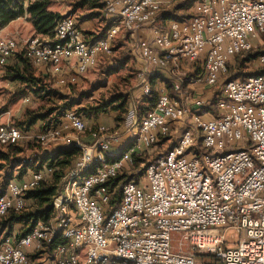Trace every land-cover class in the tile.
I'll list each match as a JSON object with an SVG mask.
<instances>
[{"label": "built area", "instance_id": "1", "mask_svg": "<svg viewBox=\"0 0 264 264\" xmlns=\"http://www.w3.org/2000/svg\"><path fill=\"white\" fill-rule=\"evenodd\" d=\"M36 1L24 0L25 12ZM104 2L110 23L104 39L89 41L74 15L59 21L51 35L20 38L0 30V66L24 52L57 87L69 88L113 54L122 32L149 28L152 40L140 44V57L154 70L177 73L173 94L161 85L152 110L142 116L136 108L127 112L123 127L130 140L114 158L118 134L88 125L74 110L36 135L0 124V146L61 141L81 150L53 199L51 218L20 239L0 237V264H264V75L222 79L233 57L263 46L264 0H201L190 19L164 26L158 23L161 0ZM256 64L264 66V54ZM184 66L202 70L189 82L194 88L219 86L214 110L209 98L184 92ZM147 75L139 74L145 97L152 92ZM183 122L170 149L147 164V184L141 178L123 185L119 204L110 210L116 190L107 183ZM86 132L90 146L69 139ZM53 173L43 165L29 179L9 181L0 191V219L27 210V194Z\"/></svg>", "mask_w": 264, "mask_h": 264}, {"label": "trees", "instance_id": "2", "mask_svg": "<svg viewBox=\"0 0 264 264\" xmlns=\"http://www.w3.org/2000/svg\"><path fill=\"white\" fill-rule=\"evenodd\" d=\"M161 1L163 2V6L158 17V23L164 26L170 21H186L190 19L192 16L191 9L201 0ZM164 1H168V3L165 4ZM50 2H52V0H39L33 2L26 11L29 15V21L33 24L38 35H51L56 24L65 18V16L49 10ZM70 5L73 7L74 12L87 8L88 14L81 19L77 18L78 21L83 22L94 19L101 20L102 22L107 21L104 16V0H71ZM24 14L23 2L17 3L15 0H0V30L7 27L11 22L22 18ZM107 25L108 27L105 26L97 35L85 31L84 33L88 37L94 36L93 39L95 40L104 39L110 24ZM263 54L264 44L263 46H257L251 51L241 52L233 57L227 66V72L223 75V82L243 81L249 77L264 75V66L258 65V68L253 71H250L248 68L250 63H256L257 59ZM127 59L128 58H115L108 63L102 70L104 82L99 80L98 84L93 87L92 92L100 90L101 88H108V79L119 75L130 62V60ZM102 60L99 66L91 72L97 71L100 68ZM4 68L6 69L5 78L16 86L15 93L17 98L29 96L32 101L39 100V102H41V106L38 110H26L23 119L14 124L26 134H33L32 130L39 122H41V126H39L38 133L57 127L64 114L74 108H76L75 112L84 119L85 122L86 119L90 120L111 111L116 112L117 117L115 118V124L116 128L119 129L122 128L126 114L131 109V93L129 88L131 87V81L133 79L132 73V76L123 79L125 82V89L127 90L123 92L119 90L117 84H113L111 88H109L110 90H108L109 93H111L109 97H106V94H101L99 99H94V102L81 107L82 101L91 98L92 93H81L79 101L69 96L62 95L59 90L54 87L55 83L50 75L42 69L35 67L24 52H20L10 59ZM201 71L202 70L195 68L181 78L183 90L186 89L189 82L200 76ZM161 77V75H151L148 78L152 92L145 97L142 105L137 109L141 116L153 109L157 100L158 87L163 85L162 83H158ZM162 81L164 82V86L173 94L170 82L165 79ZM77 85H73L72 89ZM218 93L219 92H213L208 95V98L212 101V110L215 109ZM29 144L32 143L30 142ZM3 147H7L8 149H6L7 151L0 149V172H4V176L7 180L5 186L13 179L22 178L28 169L39 171L42 169L43 165H47L54 169V173L49 181L44 183L39 189L27 194V199L33 202L29 209L21 213L10 212L0 219V237H15L16 239H20L30 233L38 222L47 221L51 218L53 214V199L63 178L66 176L67 172L75 166L81 154V150L76 146H59L51 152L42 151L36 154L34 158L25 159L19 156L24 151L22 148L14 146ZM153 160L149 152L142 156H134V167L131 170L123 171L116 178L107 183L111 190H116L110 203V210L119 204L122 186L130 182L138 184L144 175L147 164ZM15 171L16 174H14ZM16 225L21 226V228L17 233L13 234L14 226ZM45 252L50 256L53 252V247L47 248ZM35 258L36 256H31V259Z\"/></svg>", "mask_w": 264, "mask_h": 264}, {"label": "rangeland", "instance_id": "3", "mask_svg": "<svg viewBox=\"0 0 264 264\" xmlns=\"http://www.w3.org/2000/svg\"><path fill=\"white\" fill-rule=\"evenodd\" d=\"M15 1L17 3L23 2V8H24V10L26 9L24 7L25 6L24 0H15ZM70 2H71V0H54V1L49 3V8L56 10L57 12L59 11V14H61L62 16L74 14V15H76L77 18H80V19L85 17L88 14L87 8L74 12L73 7L70 5ZM30 5L31 4H29L28 6H30ZM22 18H25L26 20L20 21L18 23V28L15 27V28L9 29V32L12 34H9V33L8 34L9 35H17L18 37L20 36V38H28V37L33 36V35H38L34 29L33 24L29 21V15L26 14V12ZM105 26L108 27V25L104 21L102 22L101 20H92V21H90L84 25V29L88 33L97 35L100 33V31ZM146 29H149V28H146ZM4 34H6V33H4ZM117 38L113 41V47H114L113 54L110 57L104 58L102 60L100 68L97 71L90 72L86 76L81 77L79 80V84L76 87H74V89H72V86L69 88H61V87H57L56 85H54V87L57 88L62 95L69 96V97L74 98L78 101L80 99L79 97H80L81 93H84V92L92 93L91 98L85 99L82 101L81 107H84L88 103L94 102L93 101L94 99H99L101 94H106V97H109L111 93H109L108 90H110L109 88H111V86L113 84H117V86L119 87V90H122L123 92L125 90H127V89H125L126 87H125V82L123 79L132 76L131 75V73H132L133 79L131 81V87L129 88V90H130V93L132 95H133V93L137 92V94H140V95H138L140 97L141 93H140L139 89H141V87L139 84V82H140V78L138 76L139 71H137L138 70L137 69L138 68L137 57L139 55V46H140L139 39H141V38H139V36L131 37V35H128L124 39H120V40ZM115 58H122V59L128 58L127 60H130V62L124 67V69L119 73V75H116V76L108 79V88H101L100 90L92 92L93 87L96 84H98L99 80H101V82H104V76L102 74V70H103V68H105L107 66L108 63L113 61ZM248 68L250 69V71L251 70L253 71V70H256L258 68V65L256 63H250L248 65ZM5 72H6V69L4 68V66H0V124H6V123L15 124L17 121L23 119V116H24L26 110H28V109L38 110L41 106V102H39V100H36V101L31 100V103L25 104L23 102V100L29 96H23L21 98H17L16 93H15L16 92L15 91L16 86L5 78ZM189 72H191L189 66L185 67V69L182 71V74H180L179 76H181V78H182L185 75H187ZM216 91H219L218 85L215 86L214 88H212L211 90H209V89L208 90L198 89V90H196V95L206 99V98H208V95H210ZM73 110L76 111V108H74ZM111 112H108L106 114H110ZM106 114H102V115H106ZM86 123L88 125H90L89 119L88 120L86 119ZM184 125H187V122H183L181 125H179L178 129L175 130L174 134L172 135V137L170 139L161 142L159 145L155 146V148L152 149V151L149 153L151 155L152 159H155L157 156H159V154L160 155L164 154L168 149H170V147L173 145V141H175L176 135L177 134L179 135V133L181 132V129L183 128ZM39 126H41V122H39L36 125V128H38V130H37V132H33V135L38 134ZM72 137L79 138L81 140V142L83 144H85L86 146L91 145V139H90V133L89 132H86L83 135L70 134L69 139H72ZM72 140H74V139H72ZM30 142L32 144H29ZM55 144H56V146L58 144L65 145V143L64 142L62 143L61 141H58V142L54 141V142H51L50 144L45 145V146H42L41 144H39L36 141H29V142L24 141L23 143H21L17 146H14V147H19V148H22L24 150L23 153L19 155L20 158L23 157L25 159H30V158H34V156L36 154L41 153L43 151V148H46L48 146H53ZM0 149L5 151L7 149V147L0 146ZM51 149H53V148H51ZM16 171L14 174H16ZM14 177H15V175H14ZM142 178H143V182L145 184H147L146 176L143 175ZM6 181L7 180L4 176V172L3 171L0 172V189L1 190H3L2 188L5 187ZM31 205L32 204H30L27 209H29L31 207ZM20 228H21V226H19V225L14 226L13 234L17 233ZM228 235H229L230 239H233V241H236V237H235V234L233 232H229Z\"/></svg>", "mask_w": 264, "mask_h": 264}, {"label": "crops", "instance_id": "4", "mask_svg": "<svg viewBox=\"0 0 264 264\" xmlns=\"http://www.w3.org/2000/svg\"><path fill=\"white\" fill-rule=\"evenodd\" d=\"M164 3L165 4H167L168 3V1H164ZM49 10L50 11H54V12H56V13H59V11L57 12L56 10H53V9H51V8H49ZM27 14V13H26ZM27 16V15H26ZM24 20H26L25 18H19V19H17V20H15V21H13V22H11L7 27H5L4 29H2L1 30V33H6V34H12V33H10L9 32V29H11V28H15V27H17L18 28V23L20 22V21H24ZM94 20H96V19H94ZM107 20V19H106ZM90 21H92V20H87V21H78V23H79V25H80V27L85 31V32H87L85 29H84V25L86 24V23H88V22H90ZM106 23L107 24H110L109 23V21L107 20L106 21ZM148 34V35H147ZM128 35H131V37H136V36H139V38H141V39H139V44H141V43H144V42H151V40H152V38H151V33H150V31H149V29H146V28H142V29H140V30H138L136 33H133V34H126V33H121L119 36H118V38L117 39H124L125 37H127ZM88 37V36H87ZM94 38V36L93 37H88V40L89 41H95V39H93ZM129 38V37H128ZM127 39V38H126ZM137 61H138V70L137 71H139V74H147L148 73V75H147V78H149L151 75H161L162 77L158 80V83H162L163 85H164V82L162 81V80H167V81H169L170 82V84H171V86H172V83L174 82L173 81V78H174V75L175 74H177L176 72H169V74L168 73H163V72H160V71H158V70H154L153 68H151L141 57H140V54L138 55V57H137ZM191 71V70H190ZM139 74H138V76H139ZM86 76V75H85ZM172 77V78H171ZM162 79V80H161ZM139 84H140V82H139ZM138 84V85H139ZM141 87V86H140ZM198 89H200L201 90V88H194V86L192 85V84H187V87H186V89L184 90V92H186V93H195L196 94V90H198ZM140 90V93H141V96L139 97L138 95H140V94H137V92L136 93H133V95L131 94V108H136V109H138V107L140 106V105H142V103H143V100L145 99V96H144V94H143V91H142V88L141 89H139ZM138 91V90H137ZM193 91V92H192ZM185 93V94H186ZM198 93V92H197ZM139 115H140V113H139ZM141 116V115H140ZM117 117V113L116 112H111L110 114H106V115H99V116H97L96 118H92V119H90L89 120V122H90V125H103V126H106V127H108L109 129H112V130H114L117 134H118V136H119V142H117V143H114L113 145H112V148H111V152H110V157L111 158H114V157H117V156H119V155H121V153L123 152V147L127 144V142H129V140H130V137H129V135L125 132V130H124V127L122 126V128H119V129H117L116 128V124H115V118ZM37 130H38V128H36V126L33 128V130H32V132H37ZM91 139V138H90ZM56 144L55 145H53V146H48V147H46V148H43V151H48V152H51V151H53L55 148H57V147H59V146H63V145H60L59 144V146H56ZM55 147V148H54ZM51 148H53V149H51ZM50 149V150H49ZM31 172H32V170H27V172L22 176V178H18L17 180H26V179H29L30 178V176H31ZM3 189V188H2ZM1 191V190H0ZM30 204H32L33 202L32 201H30L29 202Z\"/></svg>", "mask_w": 264, "mask_h": 264}, {"label": "water", "instance_id": "5", "mask_svg": "<svg viewBox=\"0 0 264 264\" xmlns=\"http://www.w3.org/2000/svg\"><path fill=\"white\" fill-rule=\"evenodd\" d=\"M68 16H69V15L65 16V18L68 17Z\"/></svg>", "mask_w": 264, "mask_h": 264}]
</instances>
